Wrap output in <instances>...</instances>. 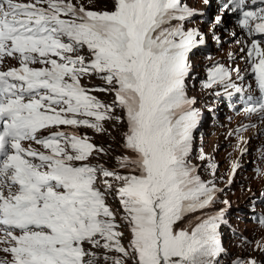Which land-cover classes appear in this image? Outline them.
I'll return each instance as SVG.
<instances>
[{
  "label": "snow or ice",
  "instance_id": "snow-or-ice-1",
  "mask_svg": "<svg viewBox=\"0 0 264 264\" xmlns=\"http://www.w3.org/2000/svg\"><path fill=\"white\" fill-rule=\"evenodd\" d=\"M108 3L93 10L82 0H0V63L9 57L19 65L0 71V250L12 264H96L93 248L105 250L106 264H219L224 209L214 208L216 181L190 162L200 112L185 91L190 55L207 37L186 28L195 13L184 0ZM220 10L235 16L245 35V74L217 62L204 87L232 97L245 91L250 74L258 98L248 96L244 111L264 121V0H219ZM224 16L215 17L217 26ZM93 76L106 87L82 86ZM106 120L125 123L115 169L89 163L107 153L77 131L101 133ZM199 159L214 177L219 165ZM230 167L234 175L239 164ZM109 178L118 185L120 224L106 201Z\"/></svg>",
  "mask_w": 264,
  "mask_h": 264
},
{
  "label": "rangeland",
  "instance_id": "rangeland-1",
  "mask_svg": "<svg viewBox=\"0 0 264 264\" xmlns=\"http://www.w3.org/2000/svg\"><path fill=\"white\" fill-rule=\"evenodd\" d=\"M187 0H184V2ZM210 7H209V18L208 20L210 22L213 21L215 23V17L217 15L224 16L223 10L218 11V4L219 0H209ZM19 2L26 3L30 2V0H19ZM75 3H80L81 0H73ZM192 7H198L201 6L203 8L206 7L204 4L205 0H197L198 3H200L197 6H194V0H190ZM202 2V3H201ZM82 3L85 6H90L93 10H103L105 8V5L107 3L108 7H111L110 3H108V0H82ZM200 33V32H199ZM233 33H235V36L238 40H241L240 43H237L238 46L241 47V44L246 43L245 35L241 33L240 28L237 26L236 17L233 16L231 13H229L227 16H224L223 18V26L219 27L217 26L215 29V37L219 38V40L214 39L213 35H210L209 33L203 34V36L207 37L206 43L208 46H212L215 43H226L231 42L232 39L235 37L233 36ZM238 33V34H237ZM236 45V46H237ZM205 53V52H203ZM83 55H87L86 50L81 53ZM238 54L237 47L230 50V52L227 55H224L221 57V59L224 61L225 59H228V67H235L237 64L236 56ZM194 51L190 55V76L186 78V95L190 97H197V101L195 104V108L200 112V117L202 119L200 120V123L198 125V128L194 132V139H193V150L191 152L190 156V162L195 165L199 169V174L205 179H209L210 177L213 178L216 181L217 189L219 192L218 200L219 203L214 205V208L224 209V214L222 216V222L223 226L220 228V238L222 241V246L225 250L224 255L220 258L219 264H233L234 261L238 259L243 260H251L254 259L257 261V264H264V251H261V248H264V240L262 238L263 235L261 233H264V225L261 224L259 227V231H255L252 233L247 224V220H249L248 217H240L237 216L239 211L248 213L246 207L248 198L251 197V195H255L256 190L258 192H261L264 190V174L260 176V178L254 180V184L250 190H242L243 193L238 192V187L242 185V180L240 177L243 176V172L241 170H238L237 175V184H235L233 187L228 188V182H229V175L230 173H233L232 168L230 165L232 164H239V167L246 166L250 163V159L252 157L251 154V148L253 144L256 142L258 146L264 150V140H259L258 138L250 139V143H248L246 146L242 143L240 146V152L239 156L237 155V147L239 145V140L236 139L232 142H227L226 145H224L223 138L228 134V132L222 133V131L225 129V126H223L218 132L215 131L214 127L211 125L209 129H207V117L208 120L211 118L206 112L207 110H210L212 106L217 107L215 114H218L220 117H225L226 113L230 112V114L233 116L235 120L230 119L228 123L232 124V128H236L237 122H239L242 117L243 113L235 112L234 110H237V106L234 104L235 97L238 94L233 93L232 97H228L226 95H222L219 98V101L217 99V96H214L212 100H209L206 104L204 103L207 98H204L205 90L201 87H204L205 79L203 81H200V83H196L195 80V73L197 72L195 68V57H194ZM204 59L206 61V64H209L205 67V73L208 72V70L217 63L216 61L219 60V58L212 59L211 55H204ZM220 63H223L219 61ZM225 64V63H223ZM18 67L17 60L13 58H9L8 62L6 64H3L0 66V71H6L9 67ZM42 65H35V67L39 68ZM247 79H252V83L254 84V80L249 74V77ZM82 86L86 88H97V87H106L104 82L99 79L98 77H88L81 80ZM205 88V87H204ZM219 91L223 92V89H219ZM92 95H95L101 102L103 103H111L113 96L109 94L108 92L103 91H96L92 92ZM214 109L212 108L211 111L214 113ZM209 111V112H211ZM117 115H122L121 112L117 111ZM204 116V117H203ZM223 120V119H222ZM260 125L264 128V121L261 120ZM67 127V126H64ZM103 129L104 131L101 133H97L95 130L91 128H85L80 127L77 129L80 135H86L87 138L94 142L97 146H103L105 149V152L107 155L104 154H94L93 158L88 161L89 163L93 165H102L105 168L108 169H115L118 167V157L121 156L123 149L121 147L123 142V134L125 132V123L118 122L115 120H106L103 122ZM49 131H55V129H50ZM218 133V135H217ZM47 132H42L41 135H47ZM251 134H243V140H249V136ZM224 145V146H223ZM24 146L26 148L28 147H35L39 149V146L32 144L31 142H25ZM43 150V149H39ZM246 151V154L243 155L242 159L241 152ZM201 154H204L207 158V160H210L211 163L218 164L219 168L217 171H215V176H211L210 170L207 168V161L202 162L199 159V156ZM99 156V159H96V156ZM113 184V190L106 196V201L110 209L113 211V213L116 216V221L118 224L121 223V217L124 215L123 210L121 208L120 202L118 197L115 194V189L118 186L115 181H111ZM100 180H103V177H100ZM98 186L103 189V184L98 182ZM259 200L255 199L254 203ZM260 200L264 202V198L261 197ZM229 201V205H225L223 202ZM261 205H259V208ZM253 210H257V207L253 204L252 207ZM262 213V212H260ZM209 215L215 214L213 211L208 212ZM264 215V214H263ZM240 223H237V219ZM120 232L124 233V237L122 240V243L127 245L128 241V233L127 229L124 227H120L118 229ZM85 247H88L87 245ZM92 252L96 254L97 262L96 264H106V261L103 259L105 256V250L103 248L100 249H91ZM109 257H117L121 256L119 253L111 252L107 253ZM107 264H112L111 259L107 261ZM128 264H131V261H128Z\"/></svg>",
  "mask_w": 264,
  "mask_h": 264
},
{
  "label": "trees",
  "instance_id": "trees-1",
  "mask_svg": "<svg viewBox=\"0 0 264 264\" xmlns=\"http://www.w3.org/2000/svg\"><path fill=\"white\" fill-rule=\"evenodd\" d=\"M197 25H198L197 23L189 22L188 21L187 24H186V28L196 30L197 29ZM194 55H195L194 57H195V60H196L195 62H199V61L201 63L202 62H205L204 55H202L200 52H196V53H194ZM204 78H206V76H204L203 72L200 71V69L197 70V72L195 73L196 83L199 84L200 81H203L204 80ZM248 96L255 97L253 93L250 94V95L248 94ZM241 169L244 170L245 172L248 171V170H245V168H241ZM237 175H238V171L235 172V174L233 175V177L231 178V180L228 182V188H231L235 184H237ZM252 186L253 185H251V183H250V178H246L245 181H244V183L242 185H240V187L237 186L238 187L237 190H238V192L243 193L242 190H247L248 191V190H250L252 188ZM253 204H254V199L251 198V197L248 198L247 207H246L248 213H245V212H242V211L240 212L239 211V213L237 215V216H240V217L245 216V217H250L251 218V220H247V224H248L247 226H248L249 230L252 233H254L258 229V227H259L258 222H254V221L257 219V217L260 214V212L258 211V209H257V212L256 213H254V214L250 213V210L252 209ZM236 219H237V223H240L238 221V218H236Z\"/></svg>",
  "mask_w": 264,
  "mask_h": 264
},
{
  "label": "bare ground",
  "instance_id": "bare-ground-1",
  "mask_svg": "<svg viewBox=\"0 0 264 264\" xmlns=\"http://www.w3.org/2000/svg\"><path fill=\"white\" fill-rule=\"evenodd\" d=\"M261 212H262V213L259 214V216L257 217V219H256L254 222H259V219H260V218H264V215H263V214H264V206H263V209H262Z\"/></svg>",
  "mask_w": 264,
  "mask_h": 264
}]
</instances>
